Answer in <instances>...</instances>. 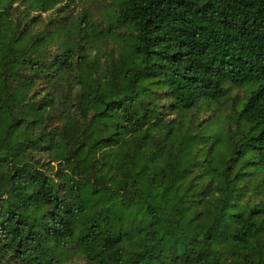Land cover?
<instances>
[{"label":"trees","instance_id":"16d2710c","mask_svg":"<svg viewBox=\"0 0 264 264\" xmlns=\"http://www.w3.org/2000/svg\"><path fill=\"white\" fill-rule=\"evenodd\" d=\"M41 1L0 0V264H264V0H123L108 65Z\"/></svg>","mask_w":264,"mask_h":264},{"label":"rangeland","instance_id":"374dc122","mask_svg":"<svg viewBox=\"0 0 264 264\" xmlns=\"http://www.w3.org/2000/svg\"><path fill=\"white\" fill-rule=\"evenodd\" d=\"M66 0H50L54 6L55 2H65ZM123 0H76L69 3L68 8L63 5L58 7H63V12L56 16L57 10L40 14L39 21L40 24L36 28H43L48 24V18L54 16L57 19L63 20L64 22H78L83 17L88 20H92L97 25L101 27L97 33H93L92 37L94 40L93 53H98L100 59L105 63L109 64L111 62L117 61L120 57L119 53L124 48L128 40L132 36V31L129 28H123L121 30H114L115 34L110 35L109 30L111 24L114 22V18L121 8V2ZM18 4H22L26 10H33L36 13H42L44 11L45 1L41 0H17ZM68 5V4H66ZM32 7V8H31ZM19 11H15L14 16L19 15ZM73 28V27H72ZM100 32L102 34L100 35ZM57 46L53 47L51 50L53 53L58 52ZM249 96L247 90L232 89L227 98L224 99L222 103V108L226 114H232L236 111L237 106L246 100ZM70 264H86L84 259L77 257Z\"/></svg>","mask_w":264,"mask_h":264}]
</instances>
